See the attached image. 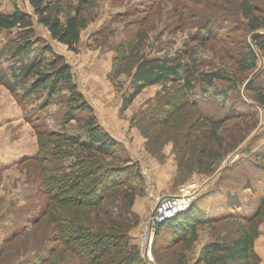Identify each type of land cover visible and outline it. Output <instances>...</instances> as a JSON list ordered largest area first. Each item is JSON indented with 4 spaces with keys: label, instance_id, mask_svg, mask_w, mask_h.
<instances>
[{
    "label": "rangeland",
    "instance_id": "374dc122",
    "mask_svg": "<svg viewBox=\"0 0 264 264\" xmlns=\"http://www.w3.org/2000/svg\"><path fill=\"white\" fill-rule=\"evenodd\" d=\"M154 1L158 0H101L90 11L94 20L82 32L79 51L74 53L52 39L49 31L38 22L28 0H0V13L11 14L18 8L31 15L34 22L33 32L25 41L22 40L26 33L20 29L0 31V264H21L41 252H45L44 256H50L52 264H73L75 260L73 253L56 240L55 227L48 218L44 217L33 225L50 205L44 178L55 175L56 166L66 168L75 161L69 142L59 147L70 157L63 161L56 159V136L85 138L75 120L69 123L66 120L70 112L68 87L61 88L53 99H50L46 90L28 97L35 81L32 76L23 78L22 66L42 62L43 68L49 70L46 65H50L55 56L63 57L72 68L74 84L92 108L98 122L105 125H102L104 129L117 132L121 151V157L118 155V158H128L139 169L142 180L135 179L133 186L139 188L142 195L137 198L138 207L134 205L132 210L139 224L130 233L131 242L139 255L141 231L155 211L158 200L183 189H189L194 194L195 203L199 200L201 204L207 205L210 215H224L223 221L200 227L195 237L189 236L184 242L173 243L167 234L159 237L153 246L155 264H199L208 245L232 241L242 233L253 235L251 222L247 223L237 216L227 218L225 209L215 211V195L220 185L226 183L229 172L243 170V164L248 162L252 166L248 165L246 171L257 169L253 165L257 157L255 155L264 152V107L245 95L248 84L264 74L263 54L249 43L251 37L248 36L246 44L257 50V69L240 73L235 56L230 58L226 52L223 53L222 44L201 46L195 41V36H201L198 30L188 26L178 27L172 16L175 0H162L157 11L155 9L152 14H146L147 6ZM69 2L61 13L62 19L70 14V5L77 3L76 0ZM134 6H139L141 10L130 24L124 12ZM129 25H132L133 34L147 32L144 43L134 41L136 54L148 59H175L181 56L184 65L182 77L188 75L189 68L194 71V90L185 96L187 100L205 102L211 110L222 112L241 110L243 107H239V104L242 102L247 108L245 111L249 115L245 119H232L222 125L221 132L226 133L227 137L226 147L232 144L230 141L233 138L242 139V143L236 149L221 151L222 159L219 162L204 167L210 173H201L196 163L199 165L198 159L206 160L205 156H208L202 149L205 152L211 143V127L199 121L195 123L193 107L187 106L176 114L170 121V128L160 125L151 127L142 121L143 117L162 116L160 111L165 106L163 103L167 98L179 96L182 80L147 88L132 105L124 108V98L133 91L132 79L124 74L114 80L113 65L116 49L121 44L126 45L129 40ZM132 49H127L126 54H130ZM120 64L127 65L125 62ZM217 72L222 73L224 81L215 80L213 84L205 82L204 75ZM239 97L242 101L235 103ZM75 115L82 119L90 113L75 112ZM191 137L198 138L200 144L194 140L198 148L194 151L192 146L189 152L186 142ZM44 148L53 155L49 158L43 155ZM219 148L217 144L214 145L215 150ZM183 157L185 164L187 160L189 165L196 166L195 173L186 176L180 174L179 163ZM45 158L47 162L43 161L47 160ZM191 169L189 167L187 170ZM226 184H232V181ZM260 187L255 190L257 197L264 188ZM257 197L246 200L249 207L252 200L253 208L257 206ZM119 203L108 208L115 216L122 213ZM255 223L257 235L252 241L254 258L251 264H264V216ZM24 231L23 235L9 242L10 236ZM41 237L46 238L43 243L38 240ZM140 257L145 261L144 264H149L143 256Z\"/></svg>",
    "mask_w": 264,
    "mask_h": 264
},
{
    "label": "trees",
    "instance_id": "16d2710c",
    "mask_svg": "<svg viewBox=\"0 0 264 264\" xmlns=\"http://www.w3.org/2000/svg\"><path fill=\"white\" fill-rule=\"evenodd\" d=\"M69 1L28 0L38 22L49 31L52 39L67 46L69 51L78 53L82 32L87 30L90 22L94 20V15L90 11L95 9V5L101 0H76L75 5H70V14L62 19L61 13L68 7ZM115 1L120 2L121 0ZM161 1L150 3L146 14H152L155 9L157 11ZM175 1L176 6L172 16L178 27L188 26L198 30L201 36H195L196 43L201 46L211 43L222 44L223 53L226 52L230 58L235 56V62L240 65L238 70L240 73L253 72L257 69L255 65L257 50L264 57V33H261V31L264 32V0ZM139 10H141L139 6H134L124 12V17H128L130 24L135 21L133 17L138 16ZM33 26L32 16L18 8L11 14L0 13V31L20 29L26 33L22 41L28 40L33 32ZM131 26L129 25V40L126 45L121 44L116 49L117 56L113 65L114 80L124 74L132 79L133 91L124 98V108L132 105L134 100L147 88L156 85L165 86L170 82L176 81L177 83L182 80L179 96L167 98L163 103L165 106L160 111L162 116L149 118L147 114L148 118L143 117L142 121L151 127L160 125L170 128V121L176 114L185 110L187 106L193 107L195 123L199 121L211 127L209 135L211 143L205 152L202 149V152L208 156H205L206 160L199 158V165L196 163L201 173H210L208 170L205 171L204 167L208 168L213 162H219L222 159L221 151H226V148L236 149L242 143V139L233 138L230 141L232 144L226 147L227 137L226 133L221 132L222 125L232 119H245L249 115V112L245 111L247 108L242 102L239 104V107H243L241 110L239 108L232 112L226 111V113L221 110H211L205 102L187 100L185 96L194 90V71L189 68L188 75L185 78L182 77L184 65L181 62V56L175 59H148L136 54L134 41L139 40L140 44L144 43L147 32L141 35L139 32L133 34ZM248 36L251 37L249 43L253 44L257 50L250 44H246ZM129 48L133 49L130 54H126ZM124 62L127 65L120 64ZM43 66L42 62L22 66L23 78L32 76L35 81L28 97L39 95L46 90L49 92L50 99H53L61 88L68 87L70 112L66 115V120L68 123L75 120L79 128L83 130L82 135L85 138L64 136L67 138L64 139L62 136H56L57 143L53 142L57 145L54 149L56 159L63 161L64 158L70 157L59 147L69 142L72 153L75 155V161L66 168L56 166L55 175L44 178L50 205L48 210L34 221L33 225L44 217L48 218L55 227V237L58 243L73 253L75 257L73 264H144L145 261L138 254L130 238L131 231L139 224L137 215L132 212L137 198L142 195L141 190L133 186L135 179L142 180L138 167L133 165L128 158L124 157V160L118 158L121 152L120 143L93 115L92 108L74 84L72 68L65 63L64 58L55 56L52 63L46 65L49 70L44 69ZM257 77L255 82L248 84L245 95L264 107V74ZM224 79L222 73L219 72L204 75V80L208 84H213L215 80L224 81ZM239 101H242L240 97L235 103ZM75 112H88L90 115L80 119L77 118ZM160 136L163 137L161 134ZM194 140L200 144L198 138L191 137L186 142V149L189 152L192 146H194V151L198 148ZM216 144L220 147L218 150L214 149ZM42 152L48 158L53 155L45 148ZM255 156L257 157L253 165L257 169L251 168L246 171L248 165L252 166V163L248 162L243 164V170L229 172L230 174L226 176V183L232 181V184L220 185L215 195L216 212L225 209L227 218L237 216L247 223L251 222L250 226L255 233L253 232V235L242 233L232 241L208 245L199 264H251L254 258L252 241L255 234L257 235L255 222L264 216V152H258ZM43 161L47 162L48 159ZM179 165L182 172L180 174L184 176L191 175L196 169V166L189 165L187 160L185 164L184 157ZM189 167L192 168L190 171L187 170ZM260 186H263V189L257 197L255 190ZM256 197L258 198L256 202L258 204H255L257 206L253 208L254 201L252 200L250 203L252 205L249 207L246 200L256 199ZM118 203L121 204L122 213L115 216L108 208ZM216 215H210L207 205L201 204L198 200L187 212L168 220L159 228L155 245L157 239L163 237L164 234H167L173 243L184 242L189 236L195 237L200 227L223 221L224 215ZM25 232L10 236L9 242H13ZM45 239L41 237L38 240L43 243ZM44 253L34 254L21 264H52L49 261L50 256H44Z\"/></svg>",
    "mask_w": 264,
    "mask_h": 264
},
{
    "label": "built area",
    "instance_id": "2783aa9c",
    "mask_svg": "<svg viewBox=\"0 0 264 264\" xmlns=\"http://www.w3.org/2000/svg\"><path fill=\"white\" fill-rule=\"evenodd\" d=\"M195 196L189 189H183L172 196L163 197L158 200L155 211L147 219L141 231L138 249L149 264H155L153 257V246L157 231L168 220L187 212L193 205Z\"/></svg>",
    "mask_w": 264,
    "mask_h": 264
},
{
    "label": "crops",
    "instance_id": "0c3cea01",
    "mask_svg": "<svg viewBox=\"0 0 264 264\" xmlns=\"http://www.w3.org/2000/svg\"><path fill=\"white\" fill-rule=\"evenodd\" d=\"M102 125H103V124H102ZM103 126H105V125H103ZM123 126H124V125H123ZM120 128L123 129L124 127L120 126ZM107 131H108L109 134H110L113 138H115L117 141L120 140V139L117 138V136H118L117 132H112V131H110L108 128H107ZM138 201H139V200H137L136 203H135V207H136V208L138 207V204H139Z\"/></svg>",
    "mask_w": 264,
    "mask_h": 264
}]
</instances>
